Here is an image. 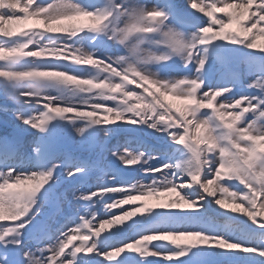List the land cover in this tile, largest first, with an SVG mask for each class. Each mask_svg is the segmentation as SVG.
I'll list each match as a JSON object with an SVG mask.
<instances>
[{
	"label": "snow or ice",
	"instance_id": "obj_1",
	"mask_svg": "<svg viewBox=\"0 0 264 264\" xmlns=\"http://www.w3.org/2000/svg\"><path fill=\"white\" fill-rule=\"evenodd\" d=\"M0 37V264H264V0H0Z\"/></svg>",
	"mask_w": 264,
	"mask_h": 264
},
{
	"label": "rangeland",
	"instance_id": "obj_2",
	"mask_svg": "<svg viewBox=\"0 0 264 264\" xmlns=\"http://www.w3.org/2000/svg\"><path fill=\"white\" fill-rule=\"evenodd\" d=\"M198 15H200V16L203 17V13H198ZM217 15H218V16H222L223 13H217ZM204 19H207V17H204ZM30 22L37 23V21H35V20H30V21H25V25H27V24L30 23ZM79 22H80V21H70V22H64V23L68 24V23H79ZM259 44H260V46L264 47V40L259 41ZM255 51L258 52L259 49L255 50ZM234 70H235L236 72L240 73V74H246L247 71H248L247 68H246L244 65H240L239 67H237V68L234 69ZM174 75H175V74H174ZM168 99H169V101L172 102V103H176V104H181V103H182V102H180V101H175V100H173V98H172L171 96H169ZM221 99H223V97H218V100H221ZM73 136H75L77 140L79 139V136H78L75 132H73ZM174 198H176V197H175V194H169L167 197H161V201H164V200H167V199H174ZM210 199H211V198H210ZM142 202H143L142 204L152 205V204L157 203L158 201L156 200L155 197H152V198H147V199L143 200ZM226 203H228L229 205L232 204L231 201H226ZM213 206H215V207H216L218 210H220V211H225V209H219V206H218V205L213 204ZM232 214H235V215H237V216H241V215H242L241 212H236V213H232ZM243 219H244L243 217L239 218V220H243ZM258 219H259V218H258ZM240 224L242 225V222H241ZM241 227H242V229L245 228L244 225H242ZM181 261H185L186 263H189V262H190V263H196L195 258H192V257H186V258H184V259L181 260Z\"/></svg>",
	"mask_w": 264,
	"mask_h": 264
},
{
	"label": "bare ground",
	"instance_id": "obj_3",
	"mask_svg": "<svg viewBox=\"0 0 264 264\" xmlns=\"http://www.w3.org/2000/svg\"><path fill=\"white\" fill-rule=\"evenodd\" d=\"M21 26V27H20ZM4 27L6 28V29H8V30H10V31H18V28H24L25 27V22L24 23H22V24H15V23H13V24H5L4 25ZM0 63H3L2 61H0ZM210 199V198H209ZM214 208H216L215 206H214ZM217 209V208H216ZM231 215H235V214H232V213H230Z\"/></svg>",
	"mask_w": 264,
	"mask_h": 264
},
{
	"label": "clouds",
	"instance_id": "obj_4",
	"mask_svg": "<svg viewBox=\"0 0 264 264\" xmlns=\"http://www.w3.org/2000/svg\"><path fill=\"white\" fill-rule=\"evenodd\" d=\"M204 163H205V164H207V163H208V161H207V158H206V157H204Z\"/></svg>",
	"mask_w": 264,
	"mask_h": 264
}]
</instances>
